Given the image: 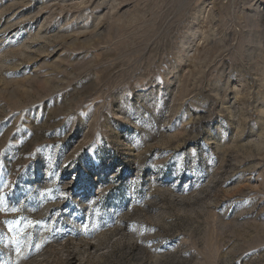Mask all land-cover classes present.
I'll return each mask as SVG.
<instances>
[{
    "label": "rangeland",
    "instance_id": "obj_1",
    "mask_svg": "<svg viewBox=\"0 0 264 264\" xmlns=\"http://www.w3.org/2000/svg\"><path fill=\"white\" fill-rule=\"evenodd\" d=\"M0 264H264V0H0Z\"/></svg>",
    "mask_w": 264,
    "mask_h": 264
},
{
    "label": "snow or ice",
    "instance_id": "obj_2",
    "mask_svg": "<svg viewBox=\"0 0 264 264\" xmlns=\"http://www.w3.org/2000/svg\"><path fill=\"white\" fill-rule=\"evenodd\" d=\"M13 210H15V209H13ZM19 253H20V250H19V249H17V254L19 255Z\"/></svg>",
    "mask_w": 264,
    "mask_h": 264
}]
</instances>
